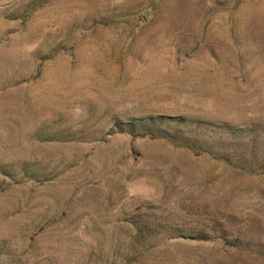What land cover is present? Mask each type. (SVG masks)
I'll use <instances>...</instances> for the list:
<instances>
[{
    "label": "rangeland",
    "instance_id": "374dc122",
    "mask_svg": "<svg viewBox=\"0 0 264 264\" xmlns=\"http://www.w3.org/2000/svg\"><path fill=\"white\" fill-rule=\"evenodd\" d=\"M0 264H264V0H0Z\"/></svg>",
    "mask_w": 264,
    "mask_h": 264
},
{
    "label": "trees",
    "instance_id": "16d2710c",
    "mask_svg": "<svg viewBox=\"0 0 264 264\" xmlns=\"http://www.w3.org/2000/svg\"><path fill=\"white\" fill-rule=\"evenodd\" d=\"M166 120V122L167 121H169V122H173V123H176V122H178L179 120H181V118H165V117H156V118H144V119H140V120H138V123L136 124V127L137 128H141V129H146L147 127H146V124H147V126H148V129L147 130H144V132H145V134L146 135H151V133L153 132V131H155L154 132V135H156L157 133H159V132H162V133H160L158 136H160V137H162V138H165V139H167V138H176V134H179L180 132L179 131H176V130H174L173 132L171 131V132H169L168 130H166L165 128L164 129H162L161 131H160V129L158 128V127H156V124L157 123H162L163 121H165ZM145 122H146V124H145ZM178 124V123H177Z\"/></svg>",
    "mask_w": 264,
    "mask_h": 264
}]
</instances>
